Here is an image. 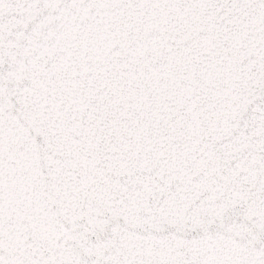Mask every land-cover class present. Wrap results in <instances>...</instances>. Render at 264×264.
I'll use <instances>...</instances> for the list:
<instances>
[{
  "label": "snow or ice",
  "instance_id": "obj_1",
  "mask_svg": "<svg viewBox=\"0 0 264 264\" xmlns=\"http://www.w3.org/2000/svg\"><path fill=\"white\" fill-rule=\"evenodd\" d=\"M0 264H264V0H0Z\"/></svg>",
  "mask_w": 264,
  "mask_h": 264
}]
</instances>
